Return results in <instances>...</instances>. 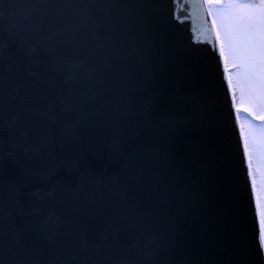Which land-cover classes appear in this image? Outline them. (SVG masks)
Segmentation results:
<instances>
[{
    "label": "water",
    "instance_id": "95a60500",
    "mask_svg": "<svg viewBox=\"0 0 264 264\" xmlns=\"http://www.w3.org/2000/svg\"><path fill=\"white\" fill-rule=\"evenodd\" d=\"M208 6L0 0V264H264Z\"/></svg>",
    "mask_w": 264,
    "mask_h": 264
},
{
    "label": "rangeland",
    "instance_id": "374dc122",
    "mask_svg": "<svg viewBox=\"0 0 264 264\" xmlns=\"http://www.w3.org/2000/svg\"><path fill=\"white\" fill-rule=\"evenodd\" d=\"M264 6H256L260 9ZM230 76L257 197L264 200V24L258 11L209 5Z\"/></svg>",
    "mask_w": 264,
    "mask_h": 264
},
{
    "label": "snow or ice",
    "instance_id": "6c2138e0",
    "mask_svg": "<svg viewBox=\"0 0 264 264\" xmlns=\"http://www.w3.org/2000/svg\"><path fill=\"white\" fill-rule=\"evenodd\" d=\"M203 4L208 5H235L240 6L242 10L260 13V22L264 24V7L256 9V6H264V0H201ZM261 52L264 54V44L261 45ZM253 198L257 200L255 206V217L259 231V247L264 250V200L256 198L255 189H253Z\"/></svg>",
    "mask_w": 264,
    "mask_h": 264
}]
</instances>
